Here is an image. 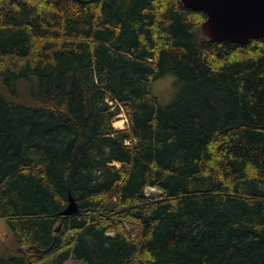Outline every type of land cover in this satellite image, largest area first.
I'll use <instances>...</instances> for the list:
<instances>
[{
    "label": "trees",
    "instance_id": "obj_1",
    "mask_svg": "<svg viewBox=\"0 0 264 264\" xmlns=\"http://www.w3.org/2000/svg\"><path fill=\"white\" fill-rule=\"evenodd\" d=\"M206 17L0 0V264H264V37L210 41Z\"/></svg>",
    "mask_w": 264,
    "mask_h": 264
},
{
    "label": "water",
    "instance_id": "obj_2",
    "mask_svg": "<svg viewBox=\"0 0 264 264\" xmlns=\"http://www.w3.org/2000/svg\"><path fill=\"white\" fill-rule=\"evenodd\" d=\"M89 3L95 0H77ZM184 5L204 11L201 33L210 41L247 44L264 37V0H180ZM62 214L78 210L73 197Z\"/></svg>",
    "mask_w": 264,
    "mask_h": 264
},
{
    "label": "rangeland",
    "instance_id": "obj_3",
    "mask_svg": "<svg viewBox=\"0 0 264 264\" xmlns=\"http://www.w3.org/2000/svg\"><path fill=\"white\" fill-rule=\"evenodd\" d=\"M178 81V82H177ZM182 83L176 76L174 75H165L157 79L153 84V91L159 97L160 104L162 106L168 105L172 102L180 90L179 88ZM114 104L113 102H111ZM128 118L127 113L122 111L114 118V127L120 126L122 123L120 120ZM129 120V118H128ZM119 121L120 124H116L115 122ZM155 190V189H154ZM152 191V189H150ZM11 230L5 218H0V257H7L10 255V250L8 247V239L10 238ZM43 264H50L49 262H44ZM65 264H86L83 261L69 260Z\"/></svg>",
    "mask_w": 264,
    "mask_h": 264
},
{
    "label": "bare ground",
    "instance_id": "obj_4",
    "mask_svg": "<svg viewBox=\"0 0 264 264\" xmlns=\"http://www.w3.org/2000/svg\"><path fill=\"white\" fill-rule=\"evenodd\" d=\"M111 103V102H110ZM122 111H125L124 109H122ZM121 111V112H122ZM126 113V112H125ZM129 118V117H128ZM127 117H125V119H121L120 121L122 122L121 124L119 123V121H116L115 123L116 124H120V126L115 127L116 129H126L129 127L130 125V120H128ZM113 124H114V121H113ZM130 143V141H128ZM162 193V190L161 189H155V190H152L150 191L149 193H147V195L149 196H157V195H160Z\"/></svg>",
    "mask_w": 264,
    "mask_h": 264
},
{
    "label": "built area",
    "instance_id": "obj_5",
    "mask_svg": "<svg viewBox=\"0 0 264 264\" xmlns=\"http://www.w3.org/2000/svg\"><path fill=\"white\" fill-rule=\"evenodd\" d=\"M152 190H154L153 188H151Z\"/></svg>",
    "mask_w": 264,
    "mask_h": 264
}]
</instances>
